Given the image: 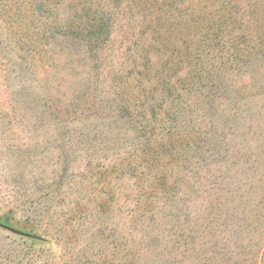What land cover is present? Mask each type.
<instances>
[{"label":"rangeland","instance_id":"rangeland-1","mask_svg":"<svg viewBox=\"0 0 264 264\" xmlns=\"http://www.w3.org/2000/svg\"><path fill=\"white\" fill-rule=\"evenodd\" d=\"M0 264H264V0H0Z\"/></svg>","mask_w":264,"mask_h":264},{"label":"trees","instance_id":"trees-1","mask_svg":"<svg viewBox=\"0 0 264 264\" xmlns=\"http://www.w3.org/2000/svg\"><path fill=\"white\" fill-rule=\"evenodd\" d=\"M155 2H157V3H160L162 0H154ZM218 32L216 33V36L214 37V39L215 40H217V36H218ZM215 46L216 47H218L219 45H218V43L216 44V45H213V47L215 48ZM198 59V58H197ZM199 62V61H198ZM200 63V62H199ZM192 78H194L195 80H191ZM206 77H205V75H203V74H200V72H198V73H196V74H188L187 76H186V81H187V89H188V87H190V86H193V84H195L196 82H198V81H200L201 79H205ZM200 84V83H199ZM198 84V85H199ZM191 89V88H190Z\"/></svg>","mask_w":264,"mask_h":264},{"label":"water","instance_id":"water-1","mask_svg":"<svg viewBox=\"0 0 264 264\" xmlns=\"http://www.w3.org/2000/svg\"><path fill=\"white\" fill-rule=\"evenodd\" d=\"M8 230H10L11 232H15V233H17V234H19V235H21V236L29 237V238H31V239H36V240L39 239V238H38L37 236H35V235H30V234H27V233H23V232H20V231L14 230V229H12V228H8Z\"/></svg>","mask_w":264,"mask_h":264}]
</instances>
